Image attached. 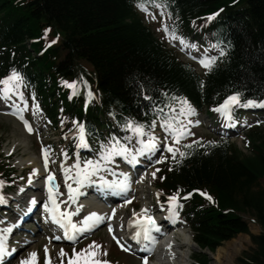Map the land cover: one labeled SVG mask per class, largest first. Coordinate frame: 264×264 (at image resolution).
<instances>
[{
  "label": "trees",
  "instance_id": "trees-1",
  "mask_svg": "<svg viewBox=\"0 0 264 264\" xmlns=\"http://www.w3.org/2000/svg\"><path fill=\"white\" fill-rule=\"evenodd\" d=\"M137 1L0 0V78L23 68L36 95L25 91L26 99H34L53 120L61 114L68 128L73 116L81 117L82 103L69 102L61 83L91 81L95 100L87 120L95 146L108 122L117 128L116 136L131 135L122 128L126 120L147 129L154 109L176 104L172 97H184L200 111H211L234 92L264 98V0H156L167 7L172 30L223 48L225 55L214 56L216 63L204 74L155 37L136 12ZM222 9L221 19H208ZM46 28L62 38L39 55ZM31 40L37 41L28 47ZM263 133L258 127L252 131L251 156L226 139L207 138L182 147L186 155L177 153L159 173L158 186L167 195L202 190L214 198L211 204L194 194L182 203L181 213L202 249L216 252L237 235H249L243 215L255 220L262 233L253 237L256 249L241 264H264ZM0 174L10 179L14 170L0 160ZM195 264H211V259L200 253Z\"/></svg>",
  "mask_w": 264,
  "mask_h": 264
},
{
  "label": "snow or ice",
  "instance_id": "snow-or-ice-1",
  "mask_svg": "<svg viewBox=\"0 0 264 264\" xmlns=\"http://www.w3.org/2000/svg\"><path fill=\"white\" fill-rule=\"evenodd\" d=\"M151 3L154 7L163 9L164 5L162 3H157L156 0H140L138 3V7L142 10L148 13L149 15H152L148 11L147 4ZM163 14V13H162ZM215 15V14H213ZM153 19H155V16H152ZM213 16H209L208 19L211 20ZM163 30L170 36L171 40L178 41L182 46L185 48H195L196 45L187 43L182 37L176 35L174 30H170L167 24L163 25ZM50 30H46L47 32ZM55 42V41H53ZM220 55H225V52L223 49H220ZM216 57H210L205 55L204 57L200 58L199 62L200 64L207 69L208 71H211L214 64L216 63ZM24 78L23 76L17 72L15 69L11 71V73L4 77L0 78V98L4 99L5 101L11 100L13 96H19V98L24 101L23 93L20 91L21 87L23 86ZM63 84H65L70 89H73L72 95H76L75 91V82L68 83L67 81H62ZM86 83V82H85ZM167 95V93H165ZM71 98V96L69 97ZM88 98L89 101L94 98L93 93L89 89L88 92ZM145 99H150V97L145 96ZM172 99L175 101L176 104H178L179 111L177 112L176 108L169 104L166 105V107L169 109V113L165 114L163 109H154V111L157 113L158 116L161 117L160 119V126L164 129L166 133L169 134V136L175 141L176 144H179L180 140L184 138L186 135H192L193 133L190 131V129L183 123V118L190 117L196 114L195 108L188 102V100L184 97H172ZM36 111H39V105L34 106ZM248 108V107H264V99L261 100H255V99H241V93L240 92H234L231 95L226 96L223 101L216 107L212 109V111L219 114L220 117L227 121L233 120V112L236 108ZM24 108H27V102L24 101ZM14 115H18L19 119H21L27 131L29 133L33 132V129L29 122L24 119V116L22 112L14 113ZM77 125V136H78V143L77 148H87L89 147L87 140H86V130L85 127L82 124H79L78 122H74ZM192 123H199V121H192L188 120L187 124ZM157 121L154 119L152 123L148 126V128H145V125L134 121V120H126L125 123L122 125V128L127 132L130 133L131 136H126L125 140L129 141V143H122L120 139H117L116 137H111L107 143L101 142L100 144V152H99V158L96 160H88L84 163L83 167H81L80 163H77L74 165V168L76 170L75 177H71L75 180V182L79 184H84L90 182L91 178L93 176H97L100 174L102 170L107 171L108 164L114 162L115 157H122L125 161H127L131 165H135L138 163L137 157L144 156L145 154H152L155 153L159 147L158 144V137H156L152 129L156 127ZM134 138L136 140L135 145L130 146L131 139ZM187 148H191V145H185ZM167 151L172 153V158L176 160V154L179 153V156L183 158L186 153L183 151H180L179 149L173 147L172 145H168ZM48 155H49V149H44V159H45V168H47L48 165ZM67 154H65L66 156ZM166 159V157L164 158ZM162 162V159H158L157 163ZM159 171V169H157ZM69 170L65 169V175H68ZM122 179H118L117 181H107L103 180V185L110 191L115 192L116 194H125L129 191L131 188V179L126 173L120 174ZM155 172L152 173L153 178H155ZM48 180L50 182L54 181V176L49 175ZM58 185L53 186L50 184L49 186V199L51 201V205L45 204L44 207L48 210V212L51 214V220L53 223L58 225L60 228L64 230V238H66L69 241H72L75 243L77 241V237L81 233L89 232L92 229H94L99 224L103 223L106 219L105 216L99 215L95 212L90 213L89 215L85 216L83 218V221L78 225L77 223H74L71 219L72 216L77 215L79 213V207L75 209L74 211H62L60 208V204L57 202L56 196L58 194ZM70 193L74 192L75 190L72 188V185H68ZM199 191V190H195ZM159 195V194H158ZM189 196L191 193L188 194ZM200 195L206 196V198L209 201H212V197L208 195L207 193L200 192ZM69 201L72 203H75V197L73 195H69L68 197ZM187 199V197H185ZM130 202V201H128ZM168 202L170 204V207L168 209L169 216L167 219L172 223L175 224L179 221V209L183 208V205L179 203L178 196L173 195L168 197ZM33 204H35V200L32 201ZM65 207L67 208V203H65ZM163 207V206H162ZM142 213H145V215L137 220V219H131L128 222L129 229H132L130 231V236L133 241H135L137 244L143 245V251L145 252H153L154 251V245L158 242L157 237L154 235V233L161 232V227L156 224L155 219L149 215H147L148 210L142 209ZM113 215L115 213L113 212ZM135 217V213L133 214ZM136 224L137 227L133 229V225ZM109 231L112 232V226L108 225ZM10 231V229H9ZM114 238H116L114 236ZM57 240L61 239L60 236L56 237ZM117 243L120 245V247L124 250H129L124 244L120 243V240L117 239ZM99 248V245H96L95 242H93V245L89 246V249L91 248ZM89 249L82 250L79 253H76L75 250L73 252V256L69 258L68 264H108L107 261H100L98 259H95L98 255L96 252H91ZM47 248L45 249V252L47 254ZM7 254V249L5 248L4 242L2 239H0V260ZM32 257V261H22V264H35V258L37 257L36 253L30 254ZM61 257L67 255L63 249H61L60 252ZM104 255H107V253H104ZM144 264H148V257L145 256L144 258Z\"/></svg>",
  "mask_w": 264,
  "mask_h": 264
},
{
  "label": "rangeland",
  "instance_id": "rangeland-1",
  "mask_svg": "<svg viewBox=\"0 0 264 264\" xmlns=\"http://www.w3.org/2000/svg\"><path fill=\"white\" fill-rule=\"evenodd\" d=\"M23 1H29V0H23ZM153 29L155 30V32L157 33V35L159 37L165 39V37L163 36V33L161 31V28L157 24H154ZM48 30H50V31H48L47 34H45L43 37L44 41L47 44H50L52 46L58 45L59 42L61 41L62 37L57 33V31L51 30L50 28ZM53 41H55V42H53ZM181 58L183 60H188L186 56H182ZM86 68L88 69V66H86ZM198 70H199V73L202 72L200 70V68ZM1 109H2V106L0 105V140L3 143V149H2L3 156L4 157L9 156L10 152L13 150V154L11 155L10 159H14V161H12V162L17 166V168L20 171L23 170L25 167L28 168L30 166H34L33 164H27L25 166H22L19 164H20V161H22V160H27V159H33L35 161L39 160V153H40V149H41L39 141L37 142L36 137H30L27 134H25V132L22 130V128L19 126V124L13 120V117L10 115L4 114ZM191 119H192L191 117L183 118V123L186 126L187 125L189 126V124H187V121L191 120ZM32 120H33V122H36L37 125H39L41 131L45 130L46 127L42 126L43 123L40 121V118L36 114L32 115ZM39 121H40V123H39ZM211 134H213L212 131H210L206 127H202V128L198 129V135L197 136L205 137V136H208ZM45 137L47 139V142L52 141L54 143H57L59 140L62 139L58 135L57 132H50V131L45 135ZM240 139L241 138H237L234 136L232 138V141L234 140L236 142L238 149L241 150V152L243 153V155L245 157L251 155L252 153L246 147H244V145L242 144ZM66 144H67V141H65V143L62 146L65 147ZM67 162H68V164H71L70 160H67ZM146 186L149 187L150 183L146 184ZM147 187H143L141 189V192H140L144 195L146 200L151 198V195L149 194L150 189ZM259 188L264 189V179H262L260 181ZM13 198H15V197H13ZM123 216L125 217V214H123V213L119 214L117 221H121ZM245 218L247 219V221H249V224H250V234L249 235L248 234H239V235H237V237L233 238L232 240L224 242L223 245L221 246V247H224L231 241H239V239L241 240L242 245H243V249L234 258L232 264H241L240 260L243 257L251 255L255 251L256 246L253 242V237L254 236L257 237L258 235H260L262 233L261 227L259 225L255 224L252 221L253 219L251 220V218H249V217H245ZM185 229L188 230L187 227ZM180 238L181 237H179V243H182V240ZM93 242H95V244L99 245L100 247L98 249L94 248V247L89 249V246L93 245ZM112 243H114V242L111 240L108 233L106 231H101L99 233V235L92 237L85 244H83L81 247H79L77 249H72V248H67V247H62V246L55 247L56 249H54L51 252L52 264L68 263L69 258L73 256L74 250L76 253H79L85 249H89V251H91V252L98 253V255L94 258L98 259L100 261H102L105 258H108L109 264H140L137 259L131 258V256L128 253L121 251L117 245L112 244ZM45 244H46V242L41 243V241H38L37 243L32 245V247H30L26 251V253H23V255L18 259L17 264H22L21 262L23 260L31 262L32 257L30 254L33 252L37 254V257L35 258V264H44L43 259H42V251L44 250L43 246ZM221 247H219V248H221ZM61 249H63V251L67 255L61 257V255H60ZM218 249L216 250L215 253H212L209 255L210 259L212 260L211 264H218L214 258ZM180 252L182 254L188 255L189 254L188 247L181 244ZM194 252H195V249H190V256H191L190 264L192 263V257H194ZM104 253H107V255H104ZM154 261H157V260L155 259Z\"/></svg>",
  "mask_w": 264,
  "mask_h": 264
},
{
  "label": "bare ground",
  "instance_id": "bare-ground-1",
  "mask_svg": "<svg viewBox=\"0 0 264 264\" xmlns=\"http://www.w3.org/2000/svg\"><path fill=\"white\" fill-rule=\"evenodd\" d=\"M27 162H29V164H33L35 166H37V162L34 161L33 159H27V160H22L20 161L21 165L26 164ZM44 175H40L37 179L38 182H35V189H31L34 190V192H39L41 190L42 187V177ZM40 198L36 196V199ZM86 207H90L92 210L95 211V209H101V208H95L96 206L93 204L92 206H86ZM127 205L122 206V208H126ZM117 211H119V208H116ZM103 213L101 215L105 216L106 218L108 217L109 214L105 215V211H102ZM101 213V212H100ZM181 240L182 243H179V246L181 244L185 245L186 247H191L195 249L192 237L189 233H186L185 231H181ZM177 246L174 244L172 247V251L176 250ZM243 249V245L241 240L239 239V241H231L229 242L226 246L221 247L218 249L217 253L215 254L214 258L216 260V262L218 264H232L234 258L238 255V253ZM174 255V254H170V252L168 250L163 249L160 252L159 255V260L156 264H189V259L187 257V255L185 254H180L178 257L174 256L173 259H170V257Z\"/></svg>",
  "mask_w": 264,
  "mask_h": 264
}]
</instances>
